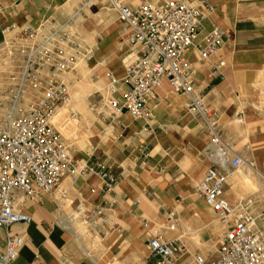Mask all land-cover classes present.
Returning <instances> with one entry per match:
<instances>
[{
  "label": "crops",
  "instance_id": "crops-1",
  "mask_svg": "<svg viewBox=\"0 0 264 264\" xmlns=\"http://www.w3.org/2000/svg\"><path fill=\"white\" fill-rule=\"evenodd\" d=\"M124 1L134 6L138 0ZM209 2L216 7L201 24L196 42L212 27L222 29L223 46L218 57L225 67L222 77L213 78L212 64L202 62L197 52L190 50L187 60L195 69L194 83L218 119L222 140L246 164L262 167L264 0ZM67 3L68 0H0V48L9 42L17 46L26 30L48 22L63 23L68 18L63 14ZM119 24L124 51L121 58L113 54L104 77L108 71L118 78L124 76L128 49L126 32L120 21ZM101 49L106 53L115 46L98 45V53ZM187 104L186 96L173 93L168 82L163 81L147 104L149 119H133L124 113L107 126V121L98 117L101 140L91 147V154L82 159L81 165L121 163L123 172L117 186L104 197L97 176L77 177L75 181L65 176L53 192L23 201L22 212L32 221L0 228V252L11 236L18 235L23 245L14 264H157L156 258L146 252V245L155 230L166 226L168 210H174L180 221L175 232L165 231L164 237L169 241L179 239L185 247L174 264H193V255L199 254L197 247L215 242L218 245L224 228L215 224L214 214L194 192V183L210 166L211 145L203 121L188 112ZM108 127L113 128V135L108 134ZM230 170L227 168V178ZM110 203L113 208L108 211V231L103 235L89 231V239L80 234V204L81 209L89 210L97 205L107 208ZM215 257L216 251L212 261Z\"/></svg>",
  "mask_w": 264,
  "mask_h": 264
},
{
  "label": "built area",
  "instance_id": "built-area-1",
  "mask_svg": "<svg viewBox=\"0 0 264 264\" xmlns=\"http://www.w3.org/2000/svg\"><path fill=\"white\" fill-rule=\"evenodd\" d=\"M107 2L124 27L128 54L122 78L106 72L108 98L92 106L94 112L109 123L124 113L133 119H149L147 104L163 81L173 93L186 96L188 112L203 121L211 145L210 166L194 183V192L224 228L211 264H264V234L256 226L251 203H231L225 196L227 168L237 169L246 162L222 140L218 119L195 86V69L187 60L188 52L195 50L202 62L212 64L211 77H222L225 62L218 54L224 31L214 26L196 42L201 24L216 5L209 0H138L134 6L124 0ZM30 33L36 38L35 32ZM25 36L24 31L17 46L9 42L0 48V65L8 60L16 71L8 75L6 85L0 86V228L30 224L31 217L21 209L23 201L53 192L65 176L73 181L97 176L105 197L117 186L123 172L118 162L81 165L70 157L63 126L60 129L55 118L57 110L69 103L68 89L57 72L69 70L74 59L64 57L57 49L59 62H51L52 53L38 40L27 44ZM28 96L31 102H27ZM81 205L77 210L79 224L99 235L107 232L108 211L113 204L89 210L81 209ZM165 219L166 226L154 231L146 247L157 264H174L185 247L179 239L166 240L164 232H175L180 220L174 210H168ZM22 245V236H11L0 252V264H14ZM192 259L193 264H206L200 254Z\"/></svg>",
  "mask_w": 264,
  "mask_h": 264
},
{
  "label": "rangeland",
  "instance_id": "rangeland-1",
  "mask_svg": "<svg viewBox=\"0 0 264 264\" xmlns=\"http://www.w3.org/2000/svg\"><path fill=\"white\" fill-rule=\"evenodd\" d=\"M64 13L68 18L63 23L48 22L37 29L26 30L25 39L27 44L33 40L42 43V47L53 55L51 62H59L61 56L56 53L57 49L64 57L72 56L74 59L69 70L57 72L58 79L68 89L69 103L58 109L55 121L60 129L63 126L62 134L68 154L81 164L82 159L91 154V147L98 139L101 140V122L92 106L107 98V80L104 73L109 70L107 66L113 54L120 58L122 56V28L117 16L110 10L107 0H68L63 8ZM30 32H35L36 38L35 35L32 38L33 34ZM106 43L114 44L116 50H108L105 53L101 49L102 52L98 53V45L103 46ZM12 73H16L13 64L8 60L2 61L0 86L6 85L8 75ZM44 74L42 72V75ZM26 100L31 102L32 97L28 96ZM106 125L110 126L109 122ZM106 125L102 124L103 127ZM108 134L113 135V128L108 127ZM226 183V198L231 203L250 202L256 226L264 234V166L243 164L229 171ZM213 220L215 224H219L215 215ZM78 230L89 239V231L85 226L80 224ZM217 246L215 242L196 249L206 258V264H210Z\"/></svg>",
  "mask_w": 264,
  "mask_h": 264
},
{
  "label": "bare ground",
  "instance_id": "bare-ground-1",
  "mask_svg": "<svg viewBox=\"0 0 264 264\" xmlns=\"http://www.w3.org/2000/svg\"><path fill=\"white\" fill-rule=\"evenodd\" d=\"M108 98V95L106 96ZM107 98H105V100H107ZM62 108V107H61ZM58 111V110H57ZM127 114V113H125ZM61 115V114H60ZM129 115V114H128ZM57 116V115H56ZM130 116V115H129ZM131 117V116H130ZM58 118V117H57ZM56 119V118H55ZM59 119V118H58ZM58 122V121H57ZM226 194V193H225Z\"/></svg>",
  "mask_w": 264,
  "mask_h": 264
}]
</instances>
